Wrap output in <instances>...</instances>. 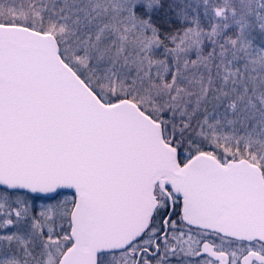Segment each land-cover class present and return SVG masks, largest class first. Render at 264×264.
<instances>
[{
	"label": "snow or ice",
	"instance_id": "6c2138e0",
	"mask_svg": "<svg viewBox=\"0 0 264 264\" xmlns=\"http://www.w3.org/2000/svg\"><path fill=\"white\" fill-rule=\"evenodd\" d=\"M0 264H264V0H0Z\"/></svg>",
	"mask_w": 264,
	"mask_h": 264
}]
</instances>
